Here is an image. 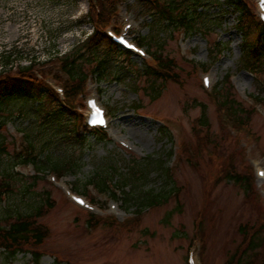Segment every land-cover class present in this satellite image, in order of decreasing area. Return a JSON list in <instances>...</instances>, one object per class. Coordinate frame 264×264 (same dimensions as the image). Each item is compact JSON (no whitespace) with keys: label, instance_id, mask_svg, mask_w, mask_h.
Instances as JSON below:
<instances>
[{"label":"rangeland","instance_id":"374dc122","mask_svg":"<svg viewBox=\"0 0 264 264\" xmlns=\"http://www.w3.org/2000/svg\"><path fill=\"white\" fill-rule=\"evenodd\" d=\"M256 1H240L253 23L258 15ZM212 8L208 14H217V8ZM83 12L79 0H0V53L19 52L25 57L22 64L33 55L44 62L54 52L64 54L85 40ZM149 17L138 0H125L114 22L120 30L124 24L131 25L129 35L139 39L151 35ZM215 17L207 20V29L199 26L188 33L164 28L158 33L162 55L174 62L177 80L156 82L162 90L158 98L149 87L151 78L140 71L149 64L147 59L142 63L135 57L125 58L101 41L98 60L106 57L107 79L88 84L73 111L67 112L68 118L85 119V100L93 94L107 109L109 127L104 133H84L78 127L87 139L84 148L64 135L48 142L46 136L39 139L38 123L27 126V119L17 117L6 124L1 133L7 138V153L0 157V168L15 163L17 181L10 193L2 196L0 190L4 200L0 211L12 207L22 212L41 204L47 195L53 207L36 220L47 232L42 244L24 247V253L10 261L1 253L0 264H33L29 251L42 256L40 264H187L191 253L195 264H227L231 256L242 253L243 239L264 214V178L256 175L257 169L264 170V74L241 67L244 48L235 29L237 14L227 10L222 23ZM53 65L45 68L55 71ZM203 75L210 78L208 88L202 85ZM226 76L230 84L225 93L239 104L245 121L221 122V92L216 93L215 86L224 87ZM55 77L45 79L62 101ZM199 105L205 106L206 123L200 121ZM24 128L40 160L45 157L51 164L68 156L80 160L81 169L53 180L47 174L38 175L32 165L19 164L15 152L25 145L19 132ZM41 149L47 152L41 154ZM145 161L155 163L146 174L147 183L142 189L130 186L125 191L139 196L148 189L158 193L173 188L166 204L137 211L135 206H124L113 181L109 186L120 196L118 203L87 187L95 173L109 172L110 166L117 169V176L128 177L133 170L134 178L140 179ZM158 162L164 163L167 176L157 168ZM227 169L251 183L236 186L228 182L222 177ZM62 188L84 192L93 211L75 206ZM244 255L250 260L256 251L247 248Z\"/></svg>","mask_w":264,"mask_h":264},{"label":"trees","instance_id":"16d2710c","mask_svg":"<svg viewBox=\"0 0 264 264\" xmlns=\"http://www.w3.org/2000/svg\"><path fill=\"white\" fill-rule=\"evenodd\" d=\"M87 1L90 7L89 17L95 26V33L87 40L76 45L59 60L60 72L64 77H56L65 88V102L60 104L57 94L43 80L36 78L33 74V67L19 68L14 74L7 73L0 76V157L7 153V138L1 132L5 129L7 123L14 122L17 117L21 120L27 119V126L38 123L37 127L40 130L36 135L38 134L37 137L39 139L43 138L42 136H46V141L48 142L53 136L64 135L71 137L73 142L79 144L81 148L87 146V139L77 131V126L82 124L81 118H70V116L68 118L67 112L73 111L74 104L84 92L89 79L94 78L97 82L107 79L106 57H101L98 60L99 45L101 41H106L108 47L119 55H123L125 58L131 57L128 53L111 44L105 36L106 27L111 19L116 16L117 6L125 0ZM240 1L224 0V2L219 3L218 0H138V4L142 7V10L148 13L151 20L149 24L150 37L137 39L138 44L145 47L149 53V64L141 68L140 71L145 77L151 78L149 87L155 94V98H158L162 91L156 82L177 81L174 73V62L162 55L161 45L156 40L158 33L164 28L165 30L181 28L188 33L195 32L199 26L206 28L208 25L205 26V24L208 19H211V16H216L215 18L219 16V23H222L223 19L221 17H224V12L227 10L237 14L235 29L242 36V46L244 48L241 62L242 69L254 74H264V28L257 22L255 17L253 18L255 23L248 21L246 8ZM212 7L217 8V14H208L213 9ZM252 30H256L255 36L251 34ZM198 31L200 32V30ZM251 36L252 39L249 40ZM12 55L13 53L2 57L4 59L3 62L9 63ZM142 63L144 62L142 61ZM89 65L91 67L88 69ZM44 71L48 75H54L55 73L51 69ZM114 81L118 82V79L116 78ZM228 84H230L229 78L226 76L224 87L222 84L215 87L216 93L221 92L220 97H218L220 108L218 111L222 119L221 122L224 119L231 122L236 120L237 123L245 121V114L239 104L228 93H225V86H228ZM53 104L56 105L55 108H52ZM198 107L201 108L200 121L206 123L205 106L199 105ZM226 113L228 114L226 115ZM225 116L228 117L225 118ZM242 126H245L244 122ZM19 132L25 139V145L18 152H15V157H17L19 164L32 165L38 175L52 172L59 178L66 173L81 169L80 160L73 161L68 156L57 160L52 159L51 164H47L45 157L40 160L39 157L41 156L37 153V147L28 130L24 128ZM46 150H44L45 153L47 152ZM44 151L42 150L40 153L43 154ZM145 162L143 167L145 170L141 171L140 179L134 178L133 170H130L131 176H117V169L110 166L109 172L95 173L91 177L92 179L87 181V185L94 186L101 193H106L112 199L119 201L120 196H117L118 193L110 190L109 182L112 183L113 181L116 189L122 193L121 196L126 208L135 206L137 211H142L144 208L159 207L169 201L173 188L158 193L153 189H148L142 191L139 196L125 191L130 186L141 188L147 183L148 175L146 174L154 169L152 165H155V163ZM14 164L0 168V190L3 191L2 196L10 193L13 189V184L17 181V173L13 172ZM157 168L163 171L164 175L167 174L164 163L158 162ZM223 171H226L222 176L223 179L236 186L245 185V182L248 185L251 183L250 179L246 180L245 177L233 170L227 169ZM116 177H119L118 182H114ZM34 178L38 179L37 176H34ZM140 180H143L142 185L137 184ZM256 199L258 200L257 196ZM0 201L4 202L2 198ZM52 207L50 196L47 195L44 196L41 204L35 207L31 206L30 209L22 212H14L12 207L7 208L4 212L0 211V254L2 253L7 261L14 259L18 254H23L24 247L32 246L36 248L42 244L47 238V232L36 224V220L52 209ZM247 248L248 252L253 253L256 251V255L250 260L244 255V251ZM241 249L242 253L237 256L235 254L231 256L227 264H264V214H261L258 222L250 227L249 235L243 239ZM29 254L32 256L33 264H40L41 255L35 251H29Z\"/></svg>","mask_w":264,"mask_h":264},{"label":"snow or ice","instance_id":"6c2138e0","mask_svg":"<svg viewBox=\"0 0 264 264\" xmlns=\"http://www.w3.org/2000/svg\"><path fill=\"white\" fill-rule=\"evenodd\" d=\"M80 203H83V201H80Z\"/></svg>","mask_w":264,"mask_h":264}]
</instances>
